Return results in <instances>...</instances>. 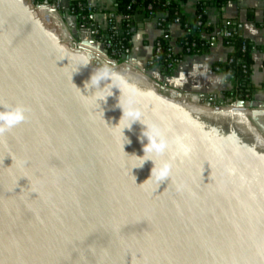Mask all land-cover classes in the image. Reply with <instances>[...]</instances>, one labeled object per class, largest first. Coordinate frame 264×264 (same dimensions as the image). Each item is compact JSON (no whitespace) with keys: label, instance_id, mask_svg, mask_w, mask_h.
Returning <instances> with one entry per match:
<instances>
[{"label":"water","instance_id":"1","mask_svg":"<svg viewBox=\"0 0 264 264\" xmlns=\"http://www.w3.org/2000/svg\"><path fill=\"white\" fill-rule=\"evenodd\" d=\"M47 6L0 0V112L24 110L0 131V264H264L258 116L101 65L94 41L72 46L48 25ZM182 109L256 149L195 151L182 139L202 125L178 121Z\"/></svg>","mask_w":264,"mask_h":264},{"label":"crops","instance_id":"2","mask_svg":"<svg viewBox=\"0 0 264 264\" xmlns=\"http://www.w3.org/2000/svg\"><path fill=\"white\" fill-rule=\"evenodd\" d=\"M207 5V22L216 29L219 26H231L241 36L255 44L253 51V64L251 67V84L254 88L252 101L246 103L251 109L264 107V0H200ZM64 2L66 11L67 3ZM98 9L105 11L114 7V0H94ZM204 5V6H205ZM198 0H187L182 9L190 20L196 17ZM62 21L69 32L78 35L79 27L74 16L62 13ZM97 19L104 26L106 16L98 14ZM184 34L181 24L170 26V41L176 43ZM163 35L155 19L137 17L134 21L132 50L127 58L128 63L135 69L145 72L152 80L166 87L181 90L196 96L204 106L216 99L228 101L224 92L232 90L233 82L225 74L215 69V64L228 59L233 53L232 46L225 40L215 37L211 48L202 54H187L174 66L171 74L160 66H150L154 47ZM94 51L89 49L96 58L105 56V48L97 43ZM92 51V52H91ZM108 55V54H107ZM107 57V56H106ZM153 74V76L151 75Z\"/></svg>","mask_w":264,"mask_h":264},{"label":"trees","instance_id":"3","mask_svg":"<svg viewBox=\"0 0 264 264\" xmlns=\"http://www.w3.org/2000/svg\"><path fill=\"white\" fill-rule=\"evenodd\" d=\"M46 1L52 4L57 0H34V3L36 5H41L45 4ZM65 1L67 3L66 11H69L67 14L75 17L79 29L82 26H87L92 23L94 11H88L86 7L88 0ZM185 1L187 0H174L170 4L164 5L167 0H161L159 2H154L152 0H116V16L111 23L112 27L115 26V29L111 30V26L104 29V32L110 35L109 39H104L111 44V47L107 49L109 58L115 61H121L123 58L127 60L132 50L131 40L134 21L137 17L156 19L157 23L160 24L159 28L163 30V35L158 41L161 42L164 47V52L162 54L163 58L166 56L167 49L171 44H175L179 49V53L176 55L178 61L187 54H202L209 51L215 38L216 28L205 25L200 26L198 24L199 20L197 15L191 20L186 17L182 9ZM203 3L204 2H202V5L198 8V14H201L203 9L207 10V5L203 6ZM149 4H153V9L151 11L148 10ZM160 13H163L165 20H161L162 17ZM177 18L181 20L184 34L177 39L176 43H172L170 41V26L175 24ZM202 21L207 22V15L204 16ZM221 27L224 26H219L218 28ZM225 27L233 31V36L224 40L227 45L233 47L234 53L228 58L227 62H218L215 64V69L223 72L228 80L233 82L232 90L224 92V95L229 99L224 102L233 104L237 101H252L254 88L251 84L250 74L253 64V51L256 46L250 40L241 36L233 27ZM149 65L152 67L160 66L166 74H171L173 70L165 69L163 67L165 66L163 61L158 62L153 60Z\"/></svg>","mask_w":264,"mask_h":264},{"label":"built area","instance_id":"4","mask_svg":"<svg viewBox=\"0 0 264 264\" xmlns=\"http://www.w3.org/2000/svg\"><path fill=\"white\" fill-rule=\"evenodd\" d=\"M154 2H159L161 0H152ZM172 1L174 0H167V2L164 4H170ZM56 2H61L60 0H57ZM116 2V0H114V3ZM202 1L198 0V6H201ZM184 4V3H183ZM205 4L203 3V6ZM115 4L114 7H108L105 11L98 9L94 0H88L86 7L88 9V11L93 12L94 14L92 16V23L90 25L87 26H82L80 27L79 31H78V35L76 36H72V34L69 33L68 29H62L61 27H59L60 33L62 38L68 42L70 45L72 46H77V47H82L83 46V42H87V41H94L96 44L100 43L104 46L106 52L107 49L111 47V44L106 42L104 39L101 41H96V37L98 35H105L107 36V38H110L109 34H106V32H104V29H106L107 27L111 26V30L115 29V26L112 27L111 23L113 18L116 16V8H115ZM199 8V7H198ZM153 9V4H149L148 6V10H152ZM66 13H69V11H65ZM98 14H103L106 16V20H105V25L103 26L99 20L97 19V15ZM161 15V20H165V16L163 15V13H160ZM196 15L198 16V24L201 25H205V26H210L208 24V22H203V18L205 15H207V10L203 9L201 14H198V9L196 12ZM175 23L181 24V20L180 18H177L175 20ZM158 25H160L158 23ZM233 36V31L232 30H228L226 27H221V28H217L215 31V37L221 38V39H227L229 37ZM106 39V38H105ZM189 50V49H188ZM164 52V47L162 46L161 42L157 41L154 47V53L151 59V62L153 60L161 62L163 61L165 63V66H163L165 69H173L174 66L179 62L176 58V55L179 53V49L177 48V46L175 44H171L169 45L168 49H167V54L166 56L163 58L162 54ZM178 61V62H177ZM228 59L221 61L222 63L227 62ZM115 62V61H114ZM128 62L126 59H121V61H116L112 66L114 67H118V66H127ZM162 87V86H161ZM164 90V91H163ZM162 91L164 92V94L168 95L170 98L175 99V100H187L190 103L196 104V105H202L204 106V104H202L200 102V100L193 95H190L188 93H185L181 90H177V89H173V88H169V87H162ZM239 101L233 103V104H227L224 101H220L218 99H216V101L214 102V108L217 109H223V108H232L234 107ZM247 103V102H246ZM249 107H247L245 105L244 110L249 111L250 113L254 112L255 114L258 115H262V113L264 112V107L263 108H256V109H251L249 108V110L247 109Z\"/></svg>","mask_w":264,"mask_h":264},{"label":"flooded vegetation","instance_id":"5","mask_svg":"<svg viewBox=\"0 0 264 264\" xmlns=\"http://www.w3.org/2000/svg\"><path fill=\"white\" fill-rule=\"evenodd\" d=\"M174 117L181 122H189L193 124L197 123L202 125L201 129L195 125L192 130L197 127V134L195 131H191L190 135L187 134V137L182 140L189 145H194L195 151H198L201 154H206L211 159H214L215 156L219 155L217 150L213 149V147L209 145L212 140L221 141L223 139H227L231 146H236L240 143L241 145H250V147L256 149L252 144H250L251 141H249V138L245 134L239 135V133L235 132L234 128H230L228 123L224 124L221 122H215L213 124H209L195 112L193 113L184 109L176 111ZM175 132L181 134L183 131L175 128ZM231 132H233L232 136ZM235 139H237V141H235Z\"/></svg>","mask_w":264,"mask_h":264},{"label":"rangeland","instance_id":"6","mask_svg":"<svg viewBox=\"0 0 264 264\" xmlns=\"http://www.w3.org/2000/svg\"><path fill=\"white\" fill-rule=\"evenodd\" d=\"M32 4H34V5H36L35 3H34V0H29ZM43 5H45V4H41V6H43ZM65 3L64 2H54V3H52V4H49V6H47L46 8H41V10H40V15H41V17H43V18H48V25L49 26H51V27H54V28H59V27H61L62 29H65V28H67L66 26H64V24H63V21H62V11L65 9ZM43 9V10H42ZM162 32H163V30L161 29V28H159ZM69 31V30H68ZM70 34H72L71 32H69ZM72 36L74 37L75 35H73L72 34ZM102 47L104 48V46L102 45ZM98 58V57H97ZM99 60H100V62H101V65H105V64H107V65H109V66H112L116 61L115 60H111L110 58H109V56L108 57H106V56H100L99 58H98ZM115 61V62H114ZM127 63V65H130L128 62H126ZM94 64H95V61H94ZM152 76H153V74H151ZM157 86H158V88H159V90L162 92V93H164L163 91H162V87H166V86H164V85H162V84H158L157 83ZM162 86V87H161ZM248 110H249V108H247ZM253 115H255L256 117L255 118H257V116H258V118L256 119V121L253 119V124L259 129V131L264 135V115H257V114H253ZM251 119V118H250Z\"/></svg>","mask_w":264,"mask_h":264},{"label":"clouds","instance_id":"7","mask_svg":"<svg viewBox=\"0 0 264 264\" xmlns=\"http://www.w3.org/2000/svg\"><path fill=\"white\" fill-rule=\"evenodd\" d=\"M23 112L24 110L19 106L11 112H0V121H3V124H0V131H3L5 127L10 128L24 119Z\"/></svg>","mask_w":264,"mask_h":264},{"label":"bare ground","instance_id":"8","mask_svg":"<svg viewBox=\"0 0 264 264\" xmlns=\"http://www.w3.org/2000/svg\"><path fill=\"white\" fill-rule=\"evenodd\" d=\"M131 66V65H130ZM135 69V68H134Z\"/></svg>","mask_w":264,"mask_h":264}]
</instances>
